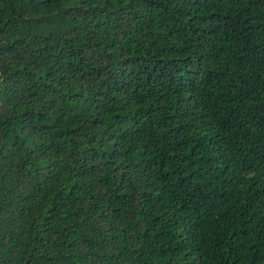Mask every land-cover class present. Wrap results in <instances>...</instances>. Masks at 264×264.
<instances>
[{
  "label": "trees",
  "instance_id": "obj_1",
  "mask_svg": "<svg viewBox=\"0 0 264 264\" xmlns=\"http://www.w3.org/2000/svg\"><path fill=\"white\" fill-rule=\"evenodd\" d=\"M0 264H264V0H0Z\"/></svg>",
  "mask_w": 264,
  "mask_h": 264
}]
</instances>
